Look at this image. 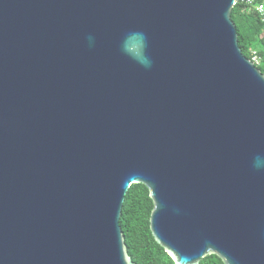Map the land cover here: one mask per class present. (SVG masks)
Listing matches in <instances>:
<instances>
[{
    "label": "water",
    "instance_id": "1",
    "mask_svg": "<svg viewBox=\"0 0 264 264\" xmlns=\"http://www.w3.org/2000/svg\"><path fill=\"white\" fill-rule=\"evenodd\" d=\"M237 1L0 0V264H137L135 183L174 264H264V73Z\"/></svg>",
    "mask_w": 264,
    "mask_h": 264
},
{
    "label": "trees",
    "instance_id": "2",
    "mask_svg": "<svg viewBox=\"0 0 264 264\" xmlns=\"http://www.w3.org/2000/svg\"><path fill=\"white\" fill-rule=\"evenodd\" d=\"M232 19L238 30L239 46L250 58L252 50L263 56L259 69L264 73V22L252 7L236 4ZM154 208L148 187L143 183L133 184L125 198L120 225L122 227L128 254L137 264H174L172 257L154 238L150 218ZM200 264H225L217 254L203 257Z\"/></svg>",
    "mask_w": 264,
    "mask_h": 264
},
{
    "label": "built area",
    "instance_id": "3",
    "mask_svg": "<svg viewBox=\"0 0 264 264\" xmlns=\"http://www.w3.org/2000/svg\"><path fill=\"white\" fill-rule=\"evenodd\" d=\"M238 3L254 8L260 14L262 21L264 22V0H238L236 4ZM250 53L249 59L256 66L261 65L263 62V56L260 52L258 50H252Z\"/></svg>",
    "mask_w": 264,
    "mask_h": 264
},
{
    "label": "clouds",
    "instance_id": "4",
    "mask_svg": "<svg viewBox=\"0 0 264 264\" xmlns=\"http://www.w3.org/2000/svg\"><path fill=\"white\" fill-rule=\"evenodd\" d=\"M145 66H148L147 62L145 63Z\"/></svg>",
    "mask_w": 264,
    "mask_h": 264
}]
</instances>
